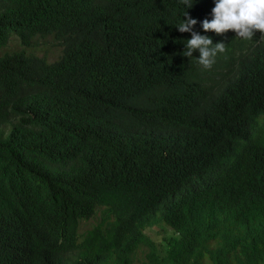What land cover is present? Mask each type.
Masks as SVG:
<instances>
[{"label": "trees", "instance_id": "16d2710c", "mask_svg": "<svg viewBox=\"0 0 264 264\" xmlns=\"http://www.w3.org/2000/svg\"><path fill=\"white\" fill-rule=\"evenodd\" d=\"M178 3L0 0V48L39 35L62 47L55 60L0 56V176L13 184L0 215L36 218L31 237L0 240V264H264V69L243 64L208 160L185 166L180 151L163 155L167 139L160 153L136 143L159 95L189 82L167 48ZM161 225L160 241L145 231Z\"/></svg>", "mask_w": 264, "mask_h": 264}, {"label": "clouds", "instance_id": "9594fccd", "mask_svg": "<svg viewBox=\"0 0 264 264\" xmlns=\"http://www.w3.org/2000/svg\"><path fill=\"white\" fill-rule=\"evenodd\" d=\"M178 5L177 16L174 12L172 15L171 31L180 40L169 37L167 48H179L171 62L189 72V82L179 94L159 95V110L151 113L149 123L139 127L141 140L136 143L160 153L167 139L163 155L169 158L180 151L175 161L192 166L191 163L204 162L212 156L208 147L216 121L229 112L232 83L248 78L243 64L264 69V0H179ZM108 122L121 125L115 116ZM259 124L264 125V114L260 115ZM164 162L168 163L165 159ZM214 162L212 158L209 164ZM1 189L0 198L13 189L3 176ZM35 222L36 218L30 228V222L23 224L7 213L0 215V240L5 242L18 229L31 237ZM26 234L10 246H17Z\"/></svg>", "mask_w": 264, "mask_h": 264}, {"label": "rangeland", "instance_id": "374dc122", "mask_svg": "<svg viewBox=\"0 0 264 264\" xmlns=\"http://www.w3.org/2000/svg\"><path fill=\"white\" fill-rule=\"evenodd\" d=\"M53 43H59L54 39L53 35H47V36H37L33 39V44L35 45L34 48L29 49L26 46L22 45L19 37L12 36L9 45L0 48V56L6 52H14L16 50H22V49H28L31 52H34L35 54L46 56L50 60H55L59 57V55L62 53V47L54 46ZM100 220V216L96 215L90 219L84 220L82 222V228L81 231H85L88 228H91L93 225L98 223ZM146 233H148L150 236H152L157 241H160L161 238L166 234L165 230H163V227L161 225V229H158L157 226L148 227L146 229ZM169 234H173V231L168 230Z\"/></svg>", "mask_w": 264, "mask_h": 264}]
</instances>
